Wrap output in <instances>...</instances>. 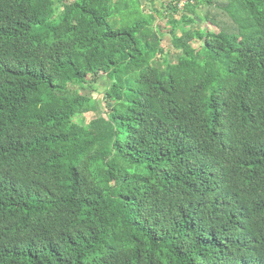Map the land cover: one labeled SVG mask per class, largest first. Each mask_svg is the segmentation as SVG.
<instances>
[{
	"label": "trees",
	"instance_id": "trees-1",
	"mask_svg": "<svg viewBox=\"0 0 264 264\" xmlns=\"http://www.w3.org/2000/svg\"><path fill=\"white\" fill-rule=\"evenodd\" d=\"M147 2L0 0V264H264V0Z\"/></svg>",
	"mask_w": 264,
	"mask_h": 264
},
{
	"label": "rangeland",
	"instance_id": "rangeland-1",
	"mask_svg": "<svg viewBox=\"0 0 264 264\" xmlns=\"http://www.w3.org/2000/svg\"><path fill=\"white\" fill-rule=\"evenodd\" d=\"M54 1L56 4V7H57V5H59L60 1H62V0H54ZM147 3H148L147 0H141L142 6H144ZM157 9H159L158 6H157ZM59 10H60V8H59ZM201 11H204V9L202 8ZM197 13H202V12L197 11ZM201 20H202V18L197 17V20H196L197 24L194 25L193 27L194 28H200L203 25ZM155 24L161 28V32L163 34L162 46L165 48H168L170 45V40H171V38L168 34L170 27L166 24L165 19H158L155 22ZM194 46L195 47L198 46V43L195 42ZM91 79H92L93 83H92V88H91V90H89L88 94L90 95V97L95 99L100 104L101 109H104V105L101 102V98L103 97V93H104L106 84L102 78L96 80V77L94 78V76H92ZM89 118H90L89 115H77L74 117V121L77 123L85 124Z\"/></svg>",
	"mask_w": 264,
	"mask_h": 264
}]
</instances>
